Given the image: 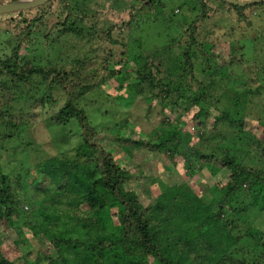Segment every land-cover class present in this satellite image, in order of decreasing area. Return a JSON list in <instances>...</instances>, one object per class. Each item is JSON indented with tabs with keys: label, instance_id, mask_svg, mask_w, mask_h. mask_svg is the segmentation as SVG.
<instances>
[{
	"label": "trees",
	"instance_id": "16d2710c",
	"mask_svg": "<svg viewBox=\"0 0 264 264\" xmlns=\"http://www.w3.org/2000/svg\"><path fill=\"white\" fill-rule=\"evenodd\" d=\"M175 1L127 0L121 25L98 19L105 8H121V0H48L28 16L27 10L0 15V22L17 29L0 50V105L23 101L30 113L14 119L0 108V151L2 143H15L38 125L37 106L45 110L48 127L68 140L61 141L63 147L76 137L70 149H54L20 168L19 188L30 193L23 201L10 190L14 174L0 164V235L12 229L10 247L16 250L7 252L14 255L9 260L0 249V264H264V140L249 139L259 154L257 165L226 153L218 141L223 129L246 134L250 97H264V66L248 62L243 45L219 47L217 37L209 42L200 33L198 24L211 22L215 11L209 0H181L174 7ZM214 1L249 26L244 11L264 9V2L238 7ZM187 14L194 15L189 23ZM178 16L183 18L174 22ZM152 22L174 26L184 41L170 34L162 46L133 49L139 41L131 45L129 33ZM39 46L45 54L38 60L24 54ZM208 73L232 80L222 90L230 107L213 105L219 103L214 83L201 77ZM87 98L98 114L123 107L127 117L106 125L90 114ZM136 99L149 105L147 112L159 107L162 121L150 135L125 133L133 125L127 107ZM185 117L194 132L186 129ZM252 123L264 135V120ZM30 147L26 143V152ZM154 157L166 160L163 171L184 182L147 174L139 160L151 163ZM203 170L224 178L215 185L220 195L209 204L185 180ZM31 173L29 185L25 178Z\"/></svg>",
	"mask_w": 264,
	"mask_h": 264
},
{
	"label": "rangeland",
	"instance_id": "374dc122",
	"mask_svg": "<svg viewBox=\"0 0 264 264\" xmlns=\"http://www.w3.org/2000/svg\"><path fill=\"white\" fill-rule=\"evenodd\" d=\"M112 0H109V3ZM175 1V0H173ZM212 1V2H211ZM209 0V4L212 8L215 9L213 13H209V16L212 18L211 22L206 23H200L198 24L197 28L200 29V33L202 35H205V37L208 39V41H213L217 37V45L220 47V45H223L225 47H229L232 45H243L244 47V55L245 59L248 62L254 61L257 66H264V9L259 10H245L244 14L250 19L251 25H247V23L242 22L238 23L236 21V16L234 12L228 7L220 5L219 2H216L214 0ZM223 1V0H222ZM245 2H248L250 0H244ZM244 1H238V2H244ZM3 2V0H1ZM226 3L225 1H223ZM102 3V2H101ZM128 2L127 0H121V8L115 9V10H109L108 8H105L101 11V15L99 16V20L110 21V24L114 25H121L120 22L124 21L126 12H123L122 6L126 5ZM181 4V0H176L174 3V7L177 4ZM179 4V5H180ZM228 4V3H227ZM167 8V13H170L171 6ZM43 6V5H41ZM92 5H89L91 7ZM39 7L29 9L23 14H32L35 13L36 10H38ZM178 7H176L177 9ZM175 9V12H177ZM34 10V11H32ZM29 11H32L29 13ZM13 15H15L14 12H12ZM18 13V12H17ZM11 15L10 13H7ZM189 23L193 20L194 15L187 14ZM182 19L183 17L178 16L174 18V22H176L178 19ZM3 19V18H2ZM47 19V18H46ZM48 21L51 20L49 17L47 19ZM108 25V23H106ZM106 24L100 25L101 28H105ZM109 26V25H108ZM50 27V25H48ZM186 29V27H184ZM215 32V35L212 34V32ZM17 32V29L14 28V26H9L7 23V20L0 22V50L6 49V43L8 42V39H11L13 35ZM181 32L174 28V26H168L164 24L163 22H152L144 23V26L141 28L140 33L139 31L135 32V34L129 33V36H125L129 43L132 45V41L135 39L139 41L137 45L134 44V48H140L142 52H144V49H151V47L154 46H162L165 44V41L168 39L169 35L171 34L174 37H177L178 39H182L184 41L185 37H182ZM120 36L121 34L117 31L114 32V35ZM117 36V37H118ZM261 37V38H259ZM36 41H39V39L36 38ZM40 46L35 49V52L33 53H24L27 57H36L38 60V57L41 58L42 55H44V51L40 49ZM39 49V50H38ZM37 50V51H36ZM5 51V50H4ZM8 51V50H7ZM22 54V55H24ZM43 63V60H41ZM196 75L200 77V70L199 67H196ZM236 71L239 69L236 68ZM209 76L203 77L204 82H213L214 89L217 91L216 98H219V103H214L213 105L218 108H227L229 104L226 103V100H222V90L229 89L230 82L232 80L222 79L220 76L213 75V73H208ZM112 89V87L105 86V91H108ZM195 89V88H193ZM41 95V94H40ZM22 96L23 100H26L25 95ZM249 103L251 105L248 107L246 119L244 122V131H246V134L237 132V131H226L222 130L221 133L218 136V141L224 146V149L226 153H229L233 156L240 157L242 162H245L249 159L252 160L253 165H257L259 163V154L253 153L251 151V145L249 142V139L251 138H257L258 140H264V135L262 134L261 129H256V127L253 125L252 121L257 120L261 121L264 120L261 115V109L264 108V97L259 96L256 98L250 97ZM3 106L0 105L1 110L7 112L10 116H12L14 119L18 118H24L28 117L30 115L29 110L26 108L27 103L23 101L15 102L14 100H10L7 103L3 101ZM86 104L90 110V114L94 116V118L99 117L100 119H103L106 122V125L108 124H114L115 122H120L125 117H127V113L125 112L123 107H114L115 110L109 108H102L101 112L98 114L96 113V107L93 106L94 104L92 101L87 98ZM32 105V103H31ZM11 107V108H8ZM130 107V108H129ZM149 105L147 103H143L142 100L136 99L132 102V105H129L128 109V117H130L133 121V125H129L126 134H130L131 132L134 134L142 133L145 135H150L154 130H157L160 126V122L162 121L161 116L159 114V107L155 106L151 112H147V108ZM230 107V105H229ZM35 109V108H34ZM104 110H107L105 112ZM36 111H40L39 114L35 113ZM44 109H39V107H36L35 112L33 113V118L35 121L38 122V125H36L34 128H28L24 131V133L20 136V138L15 139L14 141L2 143L1 147H4L5 149H2L0 151V164L2 166V171L5 173H11L14 174V176H11L10 181V190L12 192V195L15 199L20 198L22 201L26 197H30V193L25 192L24 190L20 189V183L16 179L15 175L18 173V171L25 168H30L33 163H36L38 161H42L45 158H48L50 155H52V152L54 149L58 150H65L70 149L71 144H76V137H70L69 143L67 139L57 136V132L54 129H51L48 127V121L47 117L45 115ZM147 113V114H146ZM45 118L46 121L42 122ZM239 121L238 119H236ZM42 122V123H41ZM185 127L188 130L190 128L191 132H194V129L196 130L194 124L192 123V120L190 118H184ZM41 123V124H40ZM205 129V128H204ZM4 135L3 132H0V136ZM222 135V136H220ZM66 140L67 144L66 147H63V144L61 141ZM26 143L30 144L31 147L28 149L29 152H26L25 145ZM193 143V142H191ZM212 146L214 144L210 142ZM16 148L17 154L15 156H11V148ZM220 153V150H218ZM264 161V159H263ZM141 166L144 168L145 171L148 169L149 175H153L154 177H159L163 181H167L168 177L173 181V183H181L184 182L183 178L180 177V175L173 176L172 172L170 173L167 168V161L160 158V157H154L151 161V163H142L140 160ZM264 163V162H263ZM251 165V164H249ZM264 165V164H263ZM133 166V163L130 165V167ZM15 169V170H13ZM12 171V172H11ZM210 171L203 170L201 173L195 174L194 176L185 179L188 183V185L194 190L196 194L199 195L200 199L203 200L204 204H209L210 201H214V199L217 197V195H220L217 189H215V185L217 186L218 183H222V180L224 178H221L220 176H210ZM27 184H31L34 180L33 173H31L29 176H26ZM150 183V181H148ZM154 186L157 187V184H154ZM30 189V188H29ZM212 193V197L210 198L209 193ZM11 207V206H10ZM21 207H23V211L26 213H29L30 210L28 207H26L25 204H21ZM35 211V214L38 215ZM39 216V215H38ZM30 219V218H29ZM30 221L34 220L31 218ZM28 222V221H27ZM27 235V234H26ZM15 234L12 231V229H7L5 233L0 235V249L4 255L7 256L9 260L14 259V255L11 253H7L8 251H11L13 253H16V250L14 249L13 245L10 247V241H14ZM30 245L34 247L36 245L35 242L30 240ZM39 250H36L35 253H38Z\"/></svg>",
	"mask_w": 264,
	"mask_h": 264
},
{
	"label": "water",
	"instance_id": "95a60500",
	"mask_svg": "<svg viewBox=\"0 0 264 264\" xmlns=\"http://www.w3.org/2000/svg\"><path fill=\"white\" fill-rule=\"evenodd\" d=\"M228 4L245 7L253 4L263 3L264 0H250L248 2H238L236 0H223ZM48 2V0H20L13 3H5L0 5V15L17 12V11H25L32 8L40 7Z\"/></svg>",
	"mask_w": 264,
	"mask_h": 264
},
{
	"label": "clouds",
	"instance_id": "9594fccd",
	"mask_svg": "<svg viewBox=\"0 0 264 264\" xmlns=\"http://www.w3.org/2000/svg\"><path fill=\"white\" fill-rule=\"evenodd\" d=\"M5 3H6V2H5ZM5 3H4V4H5ZM0 5H1V4H0Z\"/></svg>",
	"mask_w": 264,
	"mask_h": 264
}]
</instances>
